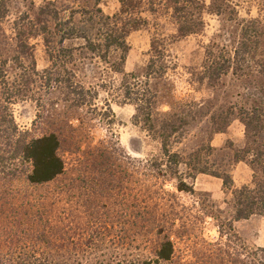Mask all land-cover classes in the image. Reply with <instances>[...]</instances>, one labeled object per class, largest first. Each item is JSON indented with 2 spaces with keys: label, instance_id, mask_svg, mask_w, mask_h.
<instances>
[{
  "label": "rangeland",
  "instance_id": "374dc122",
  "mask_svg": "<svg viewBox=\"0 0 264 264\" xmlns=\"http://www.w3.org/2000/svg\"><path fill=\"white\" fill-rule=\"evenodd\" d=\"M204 1L223 5V0ZM230 1L224 15L205 11L197 33L183 39H174L176 27L163 7L160 13H145L147 24L127 39L124 73L135 78L116 73L115 58L109 65L93 58L79 39L63 44L74 51L69 74H64L74 90L46 94L31 76L36 84L28 87L29 96L11 107L15 123L29 139L56 134L66 171L52 183L32 185L25 180L29 165L8 164L9 170H18L0 177V247L8 245L9 237L14 252L36 253L50 264H253L254 251L264 248V220L253 216L233 222L231 193L212 176L197 177L194 195L179 194L177 181L151 165L164 159L158 132L135 121L136 108L124 96L126 82L144 87L149 81L161 120L172 122L183 111L193 115L172 138L171 150L209 152L215 172L230 174L236 188L250 185L252 169L234 159L246 144L243 124L234 116L225 131L216 133L212 122L213 115L247 105V82L232 74L214 83L201 80L207 49L227 45L239 33L231 15L246 19L257 14L254 5L237 8L239 3ZM120 8L117 0H0V62H9L11 75L19 70L15 63L22 50L16 33L22 30L27 52L33 54L28 64L43 72L57 47L54 14L82 31ZM155 40L167 43V68L148 80ZM30 67L23 71L31 73ZM107 106L114 117L106 114ZM168 240L174 243L173 258L159 261L157 253Z\"/></svg>",
  "mask_w": 264,
  "mask_h": 264
},
{
  "label": "trees",
  "instance_id": "16d2710c",
  "mask_svg": "<svg viewBox=\"0 0 264 264\" xmlns=\"http://www.w3.org/2000/svg\"><path fill=\"white\" fill-rule=\"evenodd\" d=\"M117 1L121 6L117 14L107 17L101 15L97 25L82 31L71 27L70 20L62 21L58 13L54 14L52 20L54 37L58 39L57 47H53L50 51L51 66L43 72H38L33 64H28L29 61L33 63V54L27 52L28 43L23 39L25 32L17 30L16 40L20 38L19 48L22 50L15 63L18 64L19 70L11 75L7 69L9 62H0V177H12V171L18 170H9L8 164H12L15 168L19 163L29 165L31 171L26 175L25 180L32 185L52 183L66 171L65 161L59 154L61 142L58 136L51 134L38 139H29L28 133L20 131L16 125L11 108L21 98L29 96L28 87L36 84L32 83V75L38 78L36 82L41 83L37 87L46 94L57 92L67 94L65 93L67 90H74L70 86L71 80H65L64 77V74H69L67 65L74 58V51L63 47L65 42L83 40L84 50L93 58L107 65L112 58H115L117 65L115 72L124 75L125 78H135L134 75L128 76L124 73L129 51L127 39L133 32L147 24L145 13L154 15L160 13L162 9L170 13L177 32L174 39H183L197 33L203 25L205 11L224 15L232 4L230 0H223L221 6L215 3L206 5L204 0H170L169 5H167L169 0H160L159 3H155L154 0ZM236 1L239 3L237 8L242 5H254L257 14L254 17H250L249 14L246 19H239L237 13L236 16L231 15L232 21L240 27L239 33L229 44L207 49L203 65L204 76L201 80L203 82L209 79L214 83L232 74L241 81L247 82L244 98L247 105H236L219 117L213 115L212 122L216 133L225 131L231 125L234 116L243 124L246 144L236 153L234 159L236 163L244 162L252 169L254 177L250 185L236 188L230 174L215 172L210 163L209 152L203 156L201 150L189 155L172 151L171 144L174 142L172 138L189 124L193 118L192 113L183 111L175 114L171 118L172 122L170 118L161 120L155 114V95L150 92L149 81L144 87L138 83L124 84L125 99L136 108L135 121L137 123L144 121L150 132L155 134L158 132L156 137L161 142L164 159L151 163L152 167L174 178L177 181L176 190L179 194L194 195V182L200 175L221 179L225 191H229L232 196L230 203L234 212L233 222L249 220L253 216H259L264 220V0ZM145 2L147 5H143ZM44 31L51 32L47 27ZM54 40L53 37L47 39V45L53 44ZM166 46V41L152 42L153 56L147 65L148 80L166 72L167 67L164 63ZM31 65L32 72L25 73L23 69ZM65 85L66 87H63ZM78 88L83 95L85 88L82 85ZM73 93L71 91V94ZM106 114L114 117L110 106H107ZM154 114L157 116L156 121ZM233 222L227 227L232 229ZM8 239L10 240L9 237ZM9 240L6 241L8 245L4 249L0 247V264H50L47 259L41 258L36 253L14 252ZM173 255L174 243L168 240L162 244L157 258L159 261L169 262ZM253 264H264V248L254 251Z\"/></svg>",
  "mask_w": 264,
  "mask_h": 264
}]
</instances>
